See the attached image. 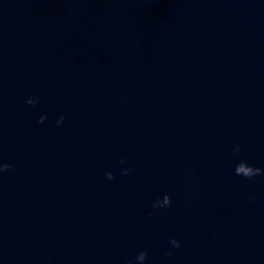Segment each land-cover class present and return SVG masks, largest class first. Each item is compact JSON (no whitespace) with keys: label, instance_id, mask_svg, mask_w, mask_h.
Returning a JSON list of instances; mask_svg holds the SVG:
<instances>
[{"label":"water","instance_id":"95a60500","mask_svg":"<svg viewBox=\"0 0 264 264\" xmlns=\"http://www.w3.org/2000/svg\"><path fill=\"white\" fill-rule=\"evenodd\" d=\"M0 163V264H264V0H0Z\"/></svg>","mask_w":264,"mask_h":264},{"label":"clouds","instance_id":"9594fccd","mask_svg":"<svg viewBox=\"0 0 264 264\" xmlns=\"http://www.w3.org/2000/svg\"><path fill=\"white\" fill-rule=\"evenodd\" d=\"M71 11V9L69 10ZM27 103L28 104H32V105H35L37 103V100L33 99V98H29L27 100ZM46 119V116H41L39 118V121L40 123H42L44 120ZM64 121V117L61 116L58 120H57V125H60L62 124ZM233 151L235 153H239L240 152V147L239 146H236ZM126 161L124 159H121L120 163L123 164L125 163ZM12 168V165L11 164H8V163H0V173L6 171V170H9ZM128 169H125L123 170V175H127L128 174ZM235 174L238 175V176H242L244 178H247V179H251L253 177H256V176H259L262 174V170L258 167H253L251 165H249L246 161H243L241 160L239 163H237L235 165ZM106 176V179L108 180H112L114 179V176L112 174V172H107L105 174ZM171 206V199L170 197L165 194L163 196V199L162 200H156L154 203H153V208H162V207H170ZM149 215H151V213H149ZM170 243L174 246V247H180V242L177 241L176 239H172L170 241ZM170 255V254H169ZM147 256H148V253L146 251H141L137 256H136V261H137V264H143V262L147 259Z\"/></svg>","mask_w":264,"mask_h":264}]
</instances>
